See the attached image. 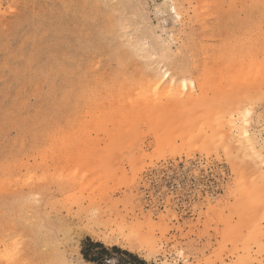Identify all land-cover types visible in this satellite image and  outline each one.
Wrapping results in <instances>:
<instances>
[{
	"label": "rangeland",
	"instance_id": "rangeland-1",
	"mask_svg": "<svg viewBox=\"0 0 264 264\" xmlns=\"http://www.w3.org/2000/svg\"><path fill=\"white\" fill-rule=\"evenodd\" d=\"M261 3L0 0V264H264Z\"/></svg>",
	"mask_w": 264,
	"mask_h": 264
},
{
	"label": "bare ground",
	"instance_id": "bare-ground-1",
	"mask_svg": "<svg viewBox=\"0 0 264 264\" xmlns=\"http://www.w3.org/2000/svg\"><path fill=\"white\" fill-rule=\"evenodd\" d=\"M258 1V0H257ZM244 4V3H243ZM261 4H264V3H261ZM248 5V4H247ZM262 6H264V5H262ZM261 7V6H260ZM112 8V7H111ZM114 8V7H113ZM257 8V7H256ZM259 9V8H258ZM111 10H115V9H111ZM263 10V9H262ZM110 24V23H109ZM112 25V24H111ZM110 28H111V26H110ZM111 30V29H110ZM116 33V32H115ZM251 43V42H250ZM244 44V43H243ZM254 45H255V43H254ZM256 46V45H255ZM239 47V46H238ZM237 47V48H238ZM248 47H249V44H248ZM252 47V46H251ZM240 48V47H239ZM242 48V47H241ZM245 48V47H244ZM244 48H242L241 50H244ZM247 48V47H246ZM258 48V47H257ZM257 48L255 49L256 51H257ZM246 50V49H245ZM241 52V51H240ZM252 53V52H251ZM238 54V53H237ZM253 54H255V52H253ZM253 54H251L252 56H254ZM239 56V55H238ZM237 57V56H236ZM246 57V56H245ZM256 58H257V56H255ZM261 57V56H260ZM238 58V57H237ZM236 58V59H237ZM240 59V58H239ZM238 59V60H239ZM261 59H264L263 58V56H262V58ZM260 59V60H261ZM237 60V61H238ZM246 61L248 60L249 61V59H245ZM229 61V60H228ZM236 61V60H235ZM242 61H243V58H242ZM252 61H256V59L254 60V58L253 59H251L250 60V62H252ZM259 61V60H258ZM258 61H257V63H258ZM230 62H232V61H230ZM254 62H252L253 64H255ZM259 62H262V61H259ZM178 63V62H177ZM233 63V62H232ZM236 63V62H235ZM239 63H240V61H239ZM252 63H248L247 62V64L249 65V64H251L252 65ZM231 64V63H230ZM229 64V65H230ZM240 64H242V63H240ZM239 64V65H240ZM247 64H246V67H248V69H249V66H247ZM237 65H238V63H237ZM250 65V66H251ZM258 65H261V63H259ZM257 65V66H258ZM181 66V65H180ZM232 66V65H231ZM244 66V65H243ZM254 66V65H253ZM252 66V67H253ZM256 66V65H255ZM262 66H264V64L262 65ZM179 67V66H178ZM233 67V66H232ZM236 67V66H235ZM238 67H241V66H238ZM245 66L244 67H241V68H246ZM250 68L251 70H253V68ZM256 68V67H255ZM259 68V67H258ZM258 68H256V69H258ZM261 68V67H260ZM259 68V69H260ZM262 68H264V67H262ZM235 69H237V67L235 68ZM240 69V68H239ZM239 69H238V71H239ZM249 69V70H250ZM241 70V69H240ZM246 70V69H245ZM247 71V70H246ZM264 71V70H263ZM239 72H241V71H239ZM242 72H243V69H242ZM249 72V71H248ZM236 73H238V72H236ZM260 74V73H259ZM241 75V74H240ZM263 76V75H262ZM259 78V77H258ZM260 78H262V77H260ZM262 80V79H261ZM251 84V83H250ZM251 94V93H250ZM247 95V94H246ZM261 95V94H260ZM262 96V95H261ZM255 97H256V95H255ZM264 97V96H263ZM181 98V97H180ZM238 98V97H237ZM185 99H187V98H185ZM248 99H250V98H248ZM242 100H243V98H242ZM254 100V99H253ZM256 100V99H255ZM252 101V100H251ZM250 101V102H251ZM184 102V101H183ZM248 103H249V100H248ZM252 103V102H251ZM242 104V103H241ZM238 107H240V106H238ZM240 110V109H239ZM239 110L237 109V111H238V113H241V112H239ZM244 111H245V113H244ZM249 111H251V110H249ZM248 109L247 110H243V112L242 113H244V117H243V120L246 122L247 120L246 119H244L245 118V116L248 114ZM250 114V113H249ZM241 135L243 136H241V138H244V145H243V143H241V145L244 147V148H246V150H247V147L249 148V150L250 149H252V150H254L255 149V144H254V140H253V138L248 134V131H247V129L246 128H243L242 129V132H241ZM240 140H243V139H240L239 138V141ZM241 147V146H240ZM257 149V148H256ZM243 150V149H242ZM258 151H256V153H257ZM247 153H250L249 151L247 152ZM253 154H255V153H253ZM259 158H261V157H259ZM264 158V157H263ZM262 158V159H263ZM260 162H261V160H259ZM264 160H262V164L264 163L263 162ZM103 213V212H102ZM117 213V212H116ZM115 213L113 212V215H114ZM120 215V214H119ZM119 215H116V216H105V219L104 218H102V215L101 216H96L95 218H91V217H89V216H85L84 218H82L81 220H85L86 221V223H85V227H86V229L88 230V231H90L91 233H94V234H96V235H98V236H101V238H103V239H106V240H110V241H112V240H114V241H116V243H120V244H124L125 246H127V247H129V248H131V247H133V245L135 244V241L136 240H138V242H139V246H140V244L141 245H143V243L145 242L146 243V240H148L149 238H147V237H150L151 238V236L152 235H145V236H142L141 237V233H142V231H143V225H144V227L145 226H147V228L148 229H150L151 227V225H154V224H152V221L151 222H148V220H144V221H137V222H135L134 224H131L130 222V224H128L127 225V223L126 222H124V220H122V217H118L119 218V220H117V218H114V217H117V216H119ZM92 216H94V215H92ZM131 218V217H130ZM120 219H121V221H120ZM134 221H135V219H134ZM144 222H145V224H144ZM151 224V225H150ZM83 226V227H84ZM153 227V226H152ZM146 228V227H145ZM146 230V229H145ZM152 230V229H151ZM149 231V234H150V232H152V231ZM145 233V232H144ZM143 234V233H142ZM149 241H150V239H149ZM137 242V241H136ZM115 243V242H114ZM136 245V244H135ZM142 247V246H141ZM145 247H146V245H145ZM151 248V247H150Z\"/></svg>",
	"mask_w": 264,
	"mask_h": 264
},
{
	"label": "trees",
	"instance_id": "trees-1",
	"mask_svg": "<svg viewBox=\"0 0 264 264\" xmlns=\"http://www.w3.org/2000/svg\"><path fill=\"white\" fill-rule=\"evenodd\" d=\"M85 242L88 244V247L85 248L83 246L81 249V254L83 258L86 261H91L96 264H104V262L108 258L103 257V254L108 253L109 249L105 247L102 243L92 241L90 238H86ZM92 248H99V251L97 253H92ZM111 250L128 257L129 260L133 261L135 264H147L143 259L139 258L136 254L130 251L120 249L117 246H112ZM117 264H119V262H117Z\"/></svg>",
	"mask_w": 264,
	"mask_h": 264
}]
</instances>
